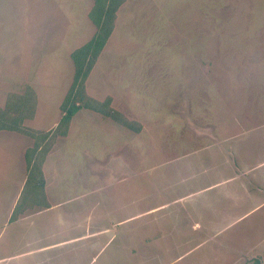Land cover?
I'll use <instances>...</instances> for the list:
<instances>
[{
  "label": "rangeland",
  "instance_id": "1",
  "mask_svg": "<svg viewBox=\"0 0 264 264\" xmlns=\"http://www.w3.org/2000/svg\"><path fill=\"white\" fill-rule=\"evenodd\" d=\"M92 6L0 0V108L30 91L38 135L60 119ZM85 92L139 131L78 111L47 141L42 204L10 225L18 137L34 138L0 131V257L264 264V0H125Z\"/></svg>",
  "mask_w": 264,
  "mask_h": 264
},
{
  "label": "trees",
  "instance_id": "2",
  "mask_svg": "<svg viewBox=\"0 0 264 264\" xmlns=\"http://www.w3.org/2000/svg\"><path fill=\"white\" fill-rule=\"evenodd\" d=\"M124 1L93 0L88 19L95 29L91 37L84 44L71 51L69 55L73 67L71 83L60 104L61 116L53 130L47 134L38 135L24 126V121L32 117L35 108L32 93L28 90L22 96L8 97L4 107L0 108V131H14L34 138L33 146L27 148L24 153L26 163V181L22 195V199L24 195L26 196L24 201L31 199V202L36 205L42 204L37 199L44 198L45 181L41 164L48 152L47 141L53 137L66 136L70 122L78 111L86 110L100 114L104 118H109L114 122L139 131L134 128L133 124L125 120L121 113L111 107L109 97L99 101L91 98L85 92V82L112 34L116 13ZM22 205L23 202L16 205L10 222H13L15 214L22 210ZM43 205L46 204L43 202Z\"/></svg>",
  "mask_w": 264,
  "mask_h": 264
},
{
  "label": "crops",
  "instance_id": "3",
  "mask_svg": "<svg viewBox=\"0 0 264 264\" xmlns=\"http://www.w3.org/2000/svg\"><path fill=\"white\" fill-rule=\"evenodd\" d=\"M2 131V130H1ZM6 132H10L9 134H13L14 133V131H7V130H5ZM17 133V132H16ZM19 134V133H18ZM8 135V134H7ZM21 137V136H20ZM20 137H18L19 139H21V144H20V147H19V150H18V154H19V151H21L22 150V152H21V155H23V159H22V156H21V158H19V159H22L23 160V162H24V170H23V175H22V181H21V183H20V185H19V189H18V192L16 193V195L13 197V199H12V201H11V205H10V212H8L7 214H8V221H7V224H11V223H16V222H18V221H20L19 220V218L17 219V221L15 222V220L13 221V222H10L9 220H10V217L12 216V214L14 213V210H15V208H16V205H18V203H20L21 202V200H22V196L20 197V200L18 199V197H17V195H18V193L22 190V195H23V188H24V185H25V181H26V166H25V157H24V153H25V150L27 149V148H25L24 149V144L26 143V144H28V142L27 141H25L24 140V138H20ZM29 148V147H28ZM22 162V161H21ZM22 168V169H23ZM21 169V170H22ZM43 173V172H42ZM25 176V177H24ZM43 177H44V175H43ZM44 181H45V178H44ZM18 186V185H17ZM44 188H45V185H44ZM18 200L20 201V202H18ZM26 201V200H25ZM24 201V203H23V208H22V210L21 211H19V212H17L16 214H15V217L17 216V215H19V216H21L22 215V213L25 211L24 209H26V208H31V207H33V206H36V204H34V203H30V202H25ZM18 217V216H17ZM21 222H24V221H21ZM24 260V257L23 256H21L19 253H17V254H11V255H5V256H3V257H0V264H20L22 261ZM23 263V262H22ZM38 263V262H37Z\"/></svg>",
  "mask_w": 264,
  "mask_h": 264
}]
</instances>
